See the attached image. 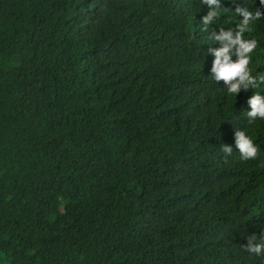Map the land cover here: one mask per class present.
<instances>
[{
  "label": "trees",
  "instance_id": "obj_1",
  "mask_svg": "<svg viewBox=\"0 0 264 264\" xmlns=\"http://www.w3.org/2000/svg\"><path fill=\"white\" fill-rule=\"evenodd\" d=\"M238 8L264 74V0H0V264H264V81L211 76Z\"/></svg>",
  "mask_w": 264,
  "mask_h": 264
},
{
  "label": "clouds",
  "instance_id": "obj_2",
  "mask_svg": "<svg viewBox=\"0 0 264 264\" xmlns=\"http://www.w3.org/2000/svg\"><path fill=\"white\" fill-rule=\"evenodd\" d=\"M208 2L210 5H216L218 0H208ZM236 11L240 16H243L244 19L238 26L235 37H233L231 31H225L215 36L217 41H228V43L218 50H213L212 54L215 59L211 69V76L215 80H224L228 85V92L235 97L240 89L256 87V82L264 81V74H254L248 67L251 59L250 54L256 48V41L242 39V34L245 32L250 20L259 16L260 13H254L248 8H238ZM215 15V10L210 11L206 17V21L211 20ZM233 45L239 46L237 49L239 59L236 62L230 59ZM249 104L251 106V111L248 112V115L250 117L259 116V118L264 119V97L260 95V92H255L253 94L249 99ZM235 143L242 157L255 155L256 148L253 145V139L249 137L246 132L237 131ZM228 150L229 149L226 147L225 151ZM261 239H264V237H261ZM246 250L249 253H254L259 256L264 254V243H256L253 245L250 241L246 246Z\"/></svg>",
  "mask_w": 264,
  "mask_h": 264
}]
</instances>
